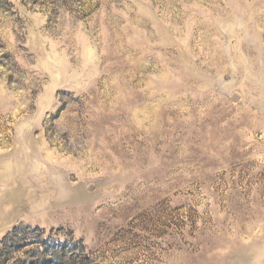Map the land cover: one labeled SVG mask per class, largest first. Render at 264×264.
<instances>
[{
    "label": "rangeland",
    "instance_id": "374dc122",
    "mask_svg": "<svg viewBox=\"0 0 264 264\" xmlns=\"http://www.w3.org/2000/svg\"><path fill=\"white\" fill-rule=\"evenodd\" d=\"M0 264H264V0H0Z\"/></svg>",
    "mask_w": 264,
    "mask_h": 264
},
{
    "label": "water",
    "instance_id": "95a60500",
    "mask_svg": "<svg viewBox=\"0 0 264 264\" xmlns=\"http://www.w3.org/2000/svg\"><path fill=\"white\" fill-rule=\"evenodd\" d=\"M83 195V194H82ZM77 196V195H76ZM78 197V196H77ZM79 198V197H78Z\"/></svg>",
    "mask_w": 264,
    "mask_h": 264
}]
</instances>
